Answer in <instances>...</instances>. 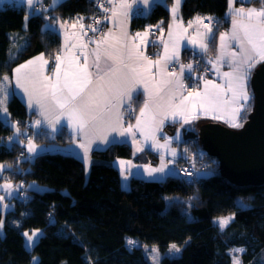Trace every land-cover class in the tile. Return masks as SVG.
<instances>
[{
    "label": "trees",
    "instance_id": "obj_1",
    "mask_svg": "<svg viewBox=\"0 0 264 264\" xmlns=\"http://www.w3.org/2000/svg\"><path fill=\"white\" fill-rule=\"evenodd\" d=\"M73 3V9L56 14L75 20L97 11L95 0ZM250 3L260 5V0ZM181 11L186 20L213 16L217 31L230 22L229 0H184ZM46 20L25 6H0V77L32 56L44 53L53 60L60 53V34L46 28ZM168 20L166 5L159 3L147 16L134 18L132 28L166 25ZM249 85L253 93L251 78ZM253 105L254 97L242 124ZM6 108L7 119L0 111V164L10 167L0 173V181L23 187L6 214L0 209V264H151L144 245L159 247L160 264H233V248L244 250L243 264H264V183L239 184L227 177L219 160L205 150L199 132H188L181 142L191 147L181 168L205 163L192 180L179 171L163 180L133 177L125 187L113 161L131 157L126 144L95 150L89 172L84 160L71 153L41 152L30 158L20 140H9L16 127L39 143L67 145L72 135L66 129L55 135L36 130L15 94ZM204 170L211 172L204 175ZM230 215L233 219L222 230L218 220ZM34 230L41 236L28 248L23 233ZM129 238L139 244L129 246ZM173 244L180 247L176 256L166 253Z\"/></svg>",
    "mask_w": 264,
    "mask_h": 264
},
{
    "label": "snow or ice",
    "instance_id": "obj_2",
    "mask_svg": "<svg viewBox=\"0 0 264 264\" xmlns=\"http://www.w3.org/2000/svg\"><path fill=\"white\" fill-rule=\"evenodd\" d=\"M30 8L35 4L40 3V0H26ZM60 0H53L55 7ZM108 4L113 5L110 9L105 7L103 3L99 6L105 12H111L112 17L118 14L127 17L133 4L142 3L148 6L150 0H107ZM119 5V13L116 9V4ZM181 0H174V5L171 9L173 17H176L178 6ZM260 7H234V0H229L230 15L232 16V27L230 32L219 33V49L220 55L217 56V61L224 60V50L229 46L226 41L234 42V50L228 53L229 60L224 61L229 64L230 71L224 72L225 86L221 87L211 80H204L203 92L197 91L196 87L189 89L183 82L185 69L191 77L194 71L191 63L184 65L179 62L178 42L183 37L173 39L171 25L169 26V40L172 42L171 50L169 44L164 43V55L156 60H152L143 54L140 46L135 43L137 38L141 37V33H136L135 37H129L126 30L122 28L121 35H113L111 29L104 32L98 27L101 20L95 19L93 25H88V30L93 33H101L103 39L99 41L89 40V43H96V48L92 55L94 60L91 66L88 63V57L83 52L80 56L84 57V62H79L78 56H55V65L51 69L55 79L44 76V66L48 64L47 60H43V54L36 57L35 60L41 61L39 66L33 67L28 73H22V69L33 65L34 61L29 60L26 64L19 65L13 70V78L16 81V87L21 88L28 96L29 109L36 108L38 114L43 117L42 120H36L35 127H39L42 123L50 125L52 131L55 132L56 125L61 123L62 119H67L70 126H74L75 130L82 134V138L86 139L85 143L79 145L83 149V159L87 165L89 162V151L94 141H99L102 144L109 143L108 131L118 132L119 135L125 136L131 134L135 143V133L132 132V125L123 128L121 125L122 113L120 108L127 106L131 112L132 100L134 96L140 94L138 86L143 84V92L146 94V99L143 106L140 108V116L137 117L136 128L141 131V135L145 140L151 139L152 147L167 148L170 141L165 138L164 143L160 144L155 136V132L159 131L165 119L171 115L175 118L180 115L185 124L199 118V113L207 115L209 112L216 113L218 111H226L230 113L229 118L225 121L230 127L240 128L243 124L239 122L242 111L250 110L245 106L251 96L248 91V82L251 78L253 69L258 64L264 63V0H260ZM107 19V17H105ZM201 17H197V21H202ZM209 20L211 18H208ZM79 20H83L80 17ZM79 22V21H77ZM66 23V22H65ZM192 21H189L188 26H192ZM75 27V24H73ZM81 29L84 25L80 24ZM60 28H64V24H60ZM162 30V29H161ZM86 34V33H85ZM201 37L199 48L203 52H208L210 44L216 39V33L209 25H205L203 33L198 32ZM143 42V41H142ZM189 43L196 44V40H191ZM106 45V47L102 46ZM75 47V45H73ZM86 47V45H84ZM103 61V63H101ZM177 63L180 66L179 75L175 70L167 71L169 63ZM209 63H213L209 60ZM90 67L95 69V72L90 71ZM215 67V65H214ZM152 68H156L160 73V78H155V73ZM219 73V69L217 68ZM202 79V77L198 78ZM22 81H24L22 83ZM6 82H9L8 75L0 77V111L7 113L6 100ZM151 82V87H149ZM30 84L32 91L26 86ZM187 92L185 96L184 93ZM142 118L145 122L150 120L155 124V128L150 129L149 134L141 129ZM214 119L218 118L213 116ZM16 127L15 124L12 125ZM16 136L20 135L19 128H16ZM13 138L10 137L9 140ZM176 139H179L177 135ZM23 143V141H17ZM143 149L138 148L137 151ZM37 146L33 143L31 137L28 138L27 152L35 154ZM175 155V150H173ZM121 175L124 179L126 168L125 165L131 166V161H120ZM6 167L0 164V173ZM166 165L161 157V165L158 168L146 167L148 176L153 173L164 172ZM191 175V173H188ZM23 185L13 186L11 183L0 184V189H3L8 196H11L13 191H19ZM4 196H0V202H3ZM7 207V205H4ZM233 217L221 218L219 227L223 230ZM3 227V221L0 220V228ZM39 230L33 231L31 234L24 232L23 235L27 239L28 246L31 247L35 239L40 236ZM129 246H134L136 241L129 239ZM171 249L179 252L180 249L175 245H171ZM153 255V264H159L158 249H151ZM234 252H243V249H234ZM233 264H240L237 257H233Z\"/></svg>",
    "mask_w": 264,
    "mask_h": 264
},
{
    "label": "crops",
    "instance_id": "obj_3",
    "mask_svg": "<svg viewBox=\"0 0 264 264\" xmlns=\"http://www.w3.org/2000/svg\"><path fill=\"white\" fill-rule=\"evenodd\" d=\"M184 0H181L180 5L178 6L176 17H173V13L171 11L174 0H150L148 6H145L142 3L133 4L130 13L127 17L122 15H117L116 17H112V13L108 12V17L105 21V29L104 32H108L111 29L113 35L120 36L122 28L127 31L129 37H135L136 33H141V37L135 40V43L140 46L143 54L147 57L151 58L152 60H156L164 55V43L167 42L169 44V50H171L172 42L169 40V26L171 25V30L173 33V39L182 36V39H179L178 42V51H179V62L180 64L187 65L189 63L192 64V58L196 54H203L205 55L206 63H207V72L203 74L202 79L200 81V86L196 88L197 91L203 92L204 89V80H211L215 84L220 85L221 87L225 86V78H223V73L230 71L229 64L224 62L230 59L228 53H231L234 50V42L226 41L228 43V47L224 50V60L217 61V56L220 55L219 49V33L220 32H230L232 27V16H229V24L224 31H217L216 29V21L215 18L211 15H196L193 18L186 20L181 11L182 3ZM252 0H234V7H255L259 8L261 5L252 4L250 3ZM131 2V0H130ZM6 3H13L18 6H25L30 13H45L46 15V23L45 27L56 30L61 37V51L59 55L61 56H78L79 62L83 64L84 57L80 56V53L83 52L88 57V63L91 66L92 61L94 60V56L92 55L93 50L96 48V43H89V38L87 36L86 29L90 23L91 17L86 18L83 17V20L75 19V20H63L60 16L56 14V12L61 11L63 9H73L75 7L73 0H60V2L53 7V0H40V3L35 4L32 8L29 7L26 0H4L0 2V6ZM162 3L165 4L168 11H169V20L166 25L158 24V25H151L147 24L144 28L134 30L132 28V20L136 17H144L147 16L150 11L155 7L157 4ZM106 4L108 8H112L113 5L108 4L106 0ZM117 12L119 13V5L116 4ZM47 13V14H46ZM230 13V9H229ZM201 17L204 18L202 21H197L196 18ZM208 18H211L210 20ZM79 21V22H77ZM189 21H192V26L189 27ZM66 22V23H65ZM60 24H64V28H60ZM75 24V27H73ZM80 24L84 25V29H81ZM205 25H209L213 28L214 32L216 33L215 41L210 44L209 51L203 52L199 48V42L201 37L197 35L198 32L203 33L205 31ZM156 29V33H152V30ZM162 29V30H161ZM86 33V34H85ZM103 39L101 36L94 40L99 41ZM191 40H196V44L189 43ZM143 41V42H142ZM75 45V47H73ZM86 45V47H84ZM106 47V45L102 46ZM43 54V60H47L48 64L44 66V76L51 77L53 80L55 79L51 69L55 65V58L51 60V58L47 57L44 53L37 54L32 56L31 58L15 65L12 67V70L9 77V82H6V91H7V100L10 96L15 94L19 97L23 103L26 105L28 111L32 115L31 124L34 126L36 120H42L43 117L38 114L36 108L29 109L28 107V96L21 88L16 87V81L13 78L14 72L13 70L16 69L21 64H26L27 61L33 60L34 64L29 65L28 68L22 69V73H28L29 70L33 67L39 66L41 61L35 60L36 57H40ZM211 60L213 63H209ZM103 63V61L101 62ZM215 65V67H214ZM258 64L256 67H258ZM173 66L175 68V72L177 75L180 73V66L177 63H169L167 67V71H169V67ZM193 66V64H192ZM217 68L219 69V73L217 72ZM194 69V67H193ZM256 69V68H255ZM252 71V74L254 70ZM90 71L95 72L94 68L90 67ZM152 72L155 73V78L158 80L160 78V73L157 72L156 68H152ZM198 74L196 70H194L189 77L187 69H185L183 75V82L185 85L192 88L193 78ZM251 74V76H252ZM250 81V80H249ZM24 81H22L23 83ZM29 88V91H32V86L30 84L26 85ZM144 85L141 84L138 86V90L140 94L138 96H134L132 100V109L133 115H129V110L127 106H122L120 108V112L122 113L121 125L123 128H127L129 125H132V132L135 133V143L133 142V136L131 134L121 136L118 132H111L110 129L108 131V139L109 143L102 144L98 140L94 141L91 145V150L89 151V162L92 159V154L95 150H104L107 149L112 144H126L131 149V157H117L114 159L113 164L118 169L121 175V166L120 161H131V166L125 165L126 171L124 173L127 176V179L121 175L122 184L125 187H129L130 180L133 177L142 178L145 180H163L170 175H178L180 171V160L184 156H190V153L187 151L190 146H181V138L183 137L182 134H178L181 128L184 130V137H187L185 134L188 135V132H199L200 127L203 123L207 121H218L222 122L229 126L228 123L225 121L229 118L230 113L226 111H218L216 113L209 112L207 115L203 114L201 111L199 113V118L192 120L190 123L185 124L183 122V118L180 115H176L173 118L171 115L165 119L162 126H160L159 131L155 132L156 138L159 140L160 144L164 143L165 138H168L170 143L167 148H154L152 147L151 139L145 140L144 136L141 135V131H138L136 128L137 117L140 116V108L143 106L144 100L147 98L146 94L143 92ZM149 87H151V82H149ZM248 91L251 96V99L254 97L252 91L250 90V85L248 82ZM3 95V94H0ZM187 95V92L184 93ZM6 100V104H7ZM250 101L246 104L245 108L249 107ZM6 106V105H5ZM245 111H242L241 118L239 122H243V115ZM217 116L218 118L214 119L213 116ZM155 124H153L150 120L145 122V119L142 118L141 129L145 132V134L150 133V129L155 128ZM20 130L19 138L26 141V137H23V134H28L26 129H22L21 127H16ZM36 130H42L47 132L50 135H55L58 132L66 129L72 135V141L67 144L66 146H62L60 144L55 143H39L33 141L34 144L37 146V151L41 150L43 145L51 144L55 149L49 150L50 152H64V153H71L74 154L81 159H83V149L79 147L81 143H85L86 139L82 138V134L78 133L75 130L74 126H70L68 124L67 119H62L61 123L56 125V131H52V127L50 125L42 123L41 126L35 127ZM16 130L13 133V139L19 140L18 136H15ZM177 135L179 139H176ZM26 138V139H25ZM24 141V143H25ZM28 142V139H27ZM39 145H37V144ZM27 146V143H25ZM69 146V149L67 147ZM143 149L142 151H137V149ZM27 149V147H26ZM173 150H175V155H173ZM42 151V150H41ZM37 153V152H36ZM28 155V152H27ZM163 156V163L166 165L164 172H157L153 173L152 176H148L147 171L145 170L146 167L151 168H158L161 165V157ZM84 160V159H83Z\"/></svg>",
    "mask_w": 264,
    "mask_h": 264
},
{
    "label": "water",
    "instance_id": "obj_4",
    "mask_svg": "<svg viewBox=\"0 0 264 264\" xmlns=\"http://www.w3.org/2000/svg\"><path fill=\"white\" fill-rule=\"evenodd\" d=\"M254 105L243 127L207 121L199 130L205 150L225 175L239 184L264 183V63L251 76Z\"/></svg>",
    "mask_w": 264,
    "mask_h": 264
},
{
    "label": "built area",
    "instance_id": "obj_5",
    "mask_svg": "<svg viewBox=\"0 0 264 264\" xmlns=\"http://www.w3.org/2000/svg\"><path fill=\"white\" fill-rule=\"evenodd\" d=\"M103 3L105 7H107L106 4V0H95V4L97 6V11L91 16V20L89 25H93V27H97V25L94 23L95 19H99L101 20V24L98 25V27H100L101 29H105V17H108V13H105L101 8H100V4ZM226 30V26H223L221 28L220 31H224ZM87 32V36L89 39L91 40H96L101 36V33H93L92 31L88 30V28L86 29ZM157 30L153 29L152 33H156ZM204 57L205 55L203 54H196L194 55V57L192 58V64L194 67V70H196L198 72V74L195 76V78H193V82H192V87H199L200 86V81L201 79H198L200 77L203 76L204 73L207 72L208 68L207 66L204 64ZM173 70H175V68L173 66L169 67V71L172 72ZM129 115H133V111L129 112ZM205 169V163H199L198 165L195 164H186L183 165V167L180 169V176L183 179H186L188 181L192 180L196 174L197 169ZM188 173H191V175H188ZM22 197L24 198V196L22 195Z\"/></svg>",
    "mask_w": 264,
    "mask_h": 264
},
{
    "label": "rangeland",
    "instance_id": "obj_6",
    "mask_svg": "<svg viewBox=\"0 0 264 264\" xmlns=\"http://www.w3.org/2000/svg\"><path fill=\"white\" fill-rule=\"evenodd\" d=\"M1 1H4V0H0V2H1ZM41 13L45 15V13H43V12H41ZM46 14H47V13H46ZM45 16H46V15H45ZM2 115L4 116L5 119H7V117H8V112H7V113H4V112L2 111ZM178 134H182V136H183V137L180 139L181 142L184 141V140L186 139V137H184V130H183L182 128H181V130L179 131ZM185 135L187 136V134H185ZM15 136H16V135H15ZM18 138H19V136H18ZM19 140H20V141H23L22 138H21V139L19 138ZM24 141H25V140H24ZM24 141H23V144H24L25 147H27L25 143L28 144V142H27V140H26L25 143H24ZM33 143H34V142H33ZM36 144H37V143H36ZM37 145H39V144H37ZM62 146H66V145H62ZM53 147H54V146L51 145V144L43 145V147H42V149H41L42 151H41V150L36 151L37 153H35V154H29V153H28V157L33 158V157H34L36 154H38V153H41V152H50L49 150L55 149V148H53ZM67 149H69V146L67 147ZM91 163H92V159H90V162H88V164H87V172H89L90 164H91ZM210 172H211V171H208V170L201 171V173L204 174V175H208V174H210ZM6 182L11 183L14 187L17 186L16 183H13L12 181H9V180L0 181V184H4V183H6ZM18 195H19V191H18V192H17V191H13L12 195H11V196H8V194H7L3 189H0V196H4V197H5L4 201H3V202H0V209L4 212V214H6L7 211L10 209V207L12 206V204H13L12 199H13L14 197L18 196ZM4 205H7V207H4ZM227 217H232V215H230V216H225V217H222V218H227ZM220 219H221V218H220ZM220 219H219V220H220ZM219 220H218V222H219ZM2 228H3V227H2ZM2 228H0V229H2ZM34 231H35V230H34ZM26 232H28L29 234H31L33 231H31V232L26 231ZM39 232L41 233L40 230H39ZM40 236H41V234H40ZM40 236H39V237H40ZM39 237L35 239V242L33 243V245L37 242V240L39 239ZM129 239H130V238H129ZM129 239H128V240H129ZM25 241H26V246H27L28 248H32V247H33V245H32L31 247L28 246V243H27V239H26V237H25ZM133 241H136V245L139 244V241H138V240L133 239ZM175 245H176V244H175ZM176 246L180 249V247H179L178 245H176ZM153 247H155L156 249H158V253H159L158 261H159V264H160V259H161L162 253H161V251L159 250V247H158L157 245H144L145 253H146V255H147V257H148L150 263L153 264V259H152V257H153V255H155V254L152 253V251H151V249H152ZM234 249H242V248H233V250H234ZM166 253H167L168 255H171V256H176V255H178V254L180 253V251H179V252H176L175 250H172V249H171V246H170V248H168V250L166 251ZM233 253H234V256L237 257V258L239 259L240 264H243V262H242V257H241V255H242L243 252H238V253H237V252H234V251H233ZM36 261H37V257L34 258V263H35Z\"/></svg>",
    "mask_w": 264,
    "mask_h": 264
},
{
    "label": "bare ground",
    "instance_id": "obj_7",
    "mask_svg": "<svg viewBox=\"0 0 264 264\" xmlns=\"http://www.w3.org/2000/svg\"><path fill=\"white\" fill-rule=\"evenodd\" d=\"M204 64L207 66V63H206V59H205V57H204Z\"/></svg>",
    "mask_w": 264,
    "mask_h": 264
}]
</instances>
